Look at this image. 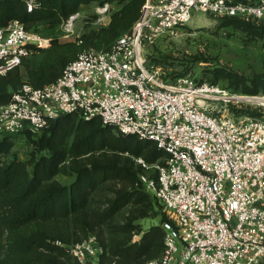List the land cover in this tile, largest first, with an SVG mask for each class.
Masks as SVG:
<instances>
[{
  "label": "built area",
  "instance_id": "2783aa9c",
  "mask_svg": "<svg viewBox=\"0 0 264 264\" xmlns=\"http://www.w3.org/2000/svg\"><path fill=\"white\" fill-rule=\"evenodd\" d=\"M25 1L32 9L38 0ZM110 5L97 7L99 20ZM196 12L259 20L264 0H145L139 20L111 48L85 47L55 81L42 87L25 82L0 103V134H37L52 119L77 112L152 140L166 156L152 164L135 160L144 190L167 215L166 236L162 255L144 264H263L264 119L238 114L242 102L263 99L189 76L164 78L145 53ZM79 14L62 23L64 37L74 34ZM52 38L17 19L0 27V72L21 65ZM69 251L75 264H119L107 259L96 233L70 244Z\"/></svg>",
  "mask_w": 264,
  "mask_h": 264
},
{
  "label": "trees",
  "instance_id": "16d2710c",
  "mask_svg": "<svg viewBox=\"0 0 264 264\" xmlns=\"http://www.w3.org/2000/svg\"><path fill=\"white\" fill-rule=\"evenodd\" d=\"M126 1L128 10L121 14L117 33L110 35L106 47L109 49L119 36L132 29L145 0H38L32 9L28 8L25 0H0V27L17 19L36 32L40 31V24L55 29L71 15L80 12L83 6ZM222 22L243 27L255 37L264 38V21L256 23L237 16H225ZM81 39L82 51L88 45L85 37ZM81 51L78 52L74 43H61L57 38L48 47H34V54L25 56L21 65L0 72V103L9 102L13 92L25 82L42 87L55 81ZM232 74L235 77L232 83L244 85L245 92L250 94H257L259 80L264 81L258 76L249 85L248 79ZM209 82L217 83L216 79ZM242 113L260 115L255 109L239 108L238 114ZM18 137L30 143L27 158L19 156L16 147ZM104 149L129 152L135 157H143L150 164L166 156L165 151L152 140L123 134L115 126L104 123L99 115L85 119L77 112L52 119L37 134L27 129L16 135L0 134V264H75L69 251L70 244L91 233H96L103 243L93 225L86 228L83 237H76L74 232L55 231L50 225L69 219L85 208L92 193L109 177L123 176L132 182L133 187L119 190L103 212L104 219L113 217L133 198L136 190L139 191V200L155 198L144 190L139 178L142 168L136 160L129 164L105 156H95L87 161L81 159ZM60 173L74 178L70 183H63L57 179ZM157 175V171L151 172L152 177L157 178ZM166 219L163 212L161 223L144 231L139 241L117 243L111 249V257H118L119 264H144L161 256L165 249L163 222ZM135 227L133 217L122 225L123 229L131 231ZM111 257L108 260L112 261Z\"/></svg>",
  "mask_w": 264,
  "mask_h": 264
},
{
  "label": "rangeland",
  "instance_id": "374dc122",
  "mask_svg": "<svg viewBox=\"0 0 264 264\" xmlns=\"http://www.w3.org/2000/svg\"><path fill=\"white\" fill-rule=\"evenodd\" d=\"M127 3L128 1L110 3V9L103 20H99L100 13L97 11L99 5L83 6L79 17L74 20L75 32L68 37H64L61 26L52 29L40 24L38 32L43 36L53 37L52 42L57 38L61 43H74L78 46V52L83 48L79 44L82 36L85 37L88 45L86 47L107 49L108 41L111 39L110 35L118 30L117 25L121 20V14L128 10L125 7ZM254 21L260 23L264 21V18ZM254 35L243 27L224 25L222 17L208 12H196L193 18L180 27L176 33L164 34L148 44L145 47V53L149 64L154 65L164 78L189 76L199 81L216 79L219 85L230 91L264 98V81L262 80H259L257 84V94L247 93L244 85L237 86L232 83L235 78L232 73L248 79L249 85L253 78L258 76L264 78V38ZM218 68L220 70L216 71ZM243 108L255 109L260 113L259 117L264 119V99L260 103L242 102L241 109ZM16 147L21 158L29 156L30 143L27 139L18 137ZM95 156L114 158L121 163L129 164L136 159L129 152L113 149H104L84 155L81 159L87 161ZM73 178L63 173L57 175V179L63 183H70ZM132 187V182L123 176L109 177L102 181L92 193L85 208L69 219L51 223L50 227L55 231L58 230L65 234L74 232L76 237H83L86 228L93 225L105 245L108 259L113 255L111 249L117 243L139 241L144 231L161 223L164 210L159 201L151 197L139 200L138 190L113 217L103 218V212L119 190L132 189ZM129 217H133L137 225L132 231L122 228ZM117 258L111 257L110 259L113 261Z\"/></svg>",
  "mask_w": 264,
  "mask_h": 264
},
{
  "label": "bare ground",
  "instance_id": "6f19581e",
  "mask_svg": "<svg viewBox=\"0 0 264 264\" xmlns=\"http://www.w3.org/2000/svg\"><path fill=\"white\" fill-rule=\"evenodd\" d=\"M258 98H263V97H258ZM264 99V98H263Z\"/></svg>",
  "mask_w": 264,
  "mask_h": 264
}]
</instances>
